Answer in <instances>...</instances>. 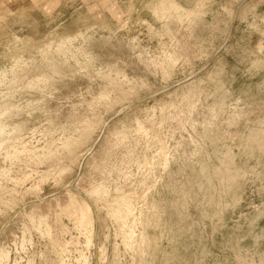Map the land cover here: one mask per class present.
Returning a JSON list of instances; mask_svg holds the SVG:
<instances>
[{
	"label": "rangeland",
	"instance_id": "374dc122",
	"mask_svg": "<svg viewBox=\"0 0 264 264\" xmlns=\"http://www.w3.org/2000/svg\"><path fill=\"white\" fill-rule=\"evenodd\" d=\"M0 264H264V0H0Z\"/></svg>",
	"mask_w": 264,
	"mask_h": 264
}]
</instances>
